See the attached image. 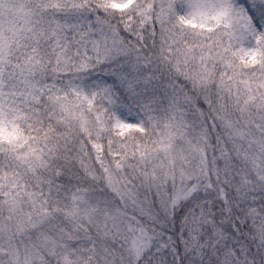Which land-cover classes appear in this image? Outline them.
<instances>
[{
  "label": "snow or ice",
  "instance_id": "1",
  "mask_svg": "<svg viewBox=\"0 0 264 264\" xmlns=\"http://www.w3.org/2000/svg\"><path fill=\"white\" fill-rule=\"evenodd\" d=\"M0 264H264V0H0Z\"/></svg>",
  "mask_w": 264,
  "mask_h": 264
}]
</instances>
